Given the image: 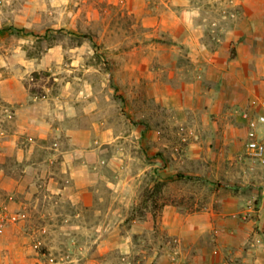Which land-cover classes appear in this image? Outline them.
Masks as SVG:
<instances>
[{
  "label": "rangeland",
  "instance_id": "obj_1",
  "mask_svg": "<svg viewBox=\"0 0 264 264\" xmlns=\"http://www.w3.org/2000/svg\"><path fill=\"white\" fill-rule=\"evenodd\" d=\"M258 99L264 0H0V264H264Z\"/></svg>",
  "mask_w": 264,
  "mask_h": 264
},
{
  "label": "crops",
  "instance_id": "obj_2",
  "mask_svg": "<svg viewBox=\"0 0 264 264\" xmlns=\"http://www.w3.org/2000/svg\"><path fill=\"white\" fill-rule=\"evenodd\" d=\"M244 47H246L244 43H239L236 48L242 50ZM250 49L246 54L247 58L256 54V49L251 47ZM7 247L9 252L3 258L5 264H38L39 256L37 252L32 250L31 245H27L22 235L12 237Z\"/></svg>",
  "mask_w": 264,
  "mask_h": 264
},
{
  "label": "built area",
  "instance_id": "obj_3",
  "mask_svg": "<svg viewBox=\"0 0 264 264\" xmlns=\"http://www.w3.org/2000/svg\"><path fill=\"white\" fill-rule=\"evenodd\" d=\"M263 111L258 113L254 118L248 119L247 141L245 143L247 153L256 158H260L264 153V145L259 141L256 133V126L264 123V99L254 101Z\"/></svg>",
  "mask_w": 264,
  "mask_h": 264
},
{
  "label": "trees",
  "instance_id": "obj_4",
  "mask_svg": "<svg viewBox=\"0 0 264 264\" xmlns=\"http://www.w3.org/2000/svg\"><path fill=\"white\" fill-rule=\"evenodd\" d=\"M10 29H15V31H20V32H24V31L26 32L27 31L25 28H13V27H10ZM172 177L175 178V179H185V178L193 179V178H195V176L183 174L181 172L175 173Z\"/></svg>",
  "mask_w": 264,
  "mask_h": 264
}]
</instances>
